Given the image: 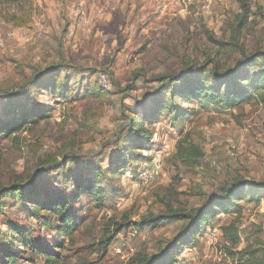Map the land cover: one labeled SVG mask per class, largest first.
Here are the masks:
<instances>
[{
	"label": "rangeland",
	"instance_id": "374dc122",
	"mask_svg": "<svg viewBox=\"0 0 264 264\" xmlns=\"http://www.w3.org/2000/svg\"><path fill=\"white\" fill-rule=\"evenodd\" d=\"M242 3L255 14L239 33ZM256 50L264 0H0V122L50 110L0 137V264H264V101L227 108L172 90L188 72L215 85L244 60L259 78ZM150 162L158 177L140 183ZM95 169L102 202L77 187ZM226 191L173 261L190 218L172 211H207ZM63 194L76 217L67 231L54 212H36Z\"/></svg>",
	"mask_w": 264,
	"mask_h": 264
},
{
	"label": "trees",
	"instance_id": "16d2710c",
	"mask_svg": "<svg viewBox=\"0 0 264 264\" xmlns=\"http://www.w3.org/2000/svg\"><path fill=\"white\" fill-rule=\"evenodd\" d=\"M242 13L238 16L240 18L239 23L237 25L238 32L241 33L243 27L246 25L249 18L255 14L253 9L249 4L242 3ZM262 10V9H260ZM237 47V39L234 42ZM254 56H264V50H256L254 54H251L250 59ZM239 69H236L235 72L229 73V77L227 79H216V84L207 83V82H196L195 79L190 75V73H186V75L182 78H172V90L173 93L179 94L181 97L189 98L190 100H194L198 98L200 101L205 102L206 104L213 105H222L225 107H236L242 103L248 102L250 99L256 97L258 100L264 101V73L259 78L256 74H251L250 70L253 66V60H244L240 61ZM237 64V65H238ZM241 68V69H240ZM246 70V71H245ZM49 70H44L41 73V76L44 74H48ZM183 79V80H182ZM198 84H196V83ZM169 105L167 102L163 101L156 106V112L166 109ZM171 109H174V106H170ZM155 112V113H156ZM50 115V110L48 108H34L29 112H21L16 111L13 117L9 120H4L0 122V137L1 136H9L14 133L20 132L25 128L27 124H35L41 120L48 118ZM148 115H145L146 117ZM137 135L145 136L143 131L139 129ZM146 137V136H145ZM147 138V137H146ZM121 169L120 166L117 167L116 172ZM103 172L100 170H93L91 177L87 179V183H83V178L80 177L78 180V189H85L89 195H91L98 202H102V199L105 197L106 189L102 185ZM104 178V177H103ZM243 181L240 179H236L233 183L234 187H240ZM16 185L13 186V190H15ZM5 192L10 187H3ZM7 188V189H6ZM12 188V187H11ZM20 192L24 190L19 187ZM222 198L216 200V202L210 205L209 210H199L196 214L186 216L183 212L172 211V214L169 215L170 220H182L186 221L189 218L188 224L183 227L181 234L178 236L179 239L175 242L172 241L171 247L175 245H181V247L174 248V260L178 262L177 253L180 252L182 246L185 248L191 246L193 241L196 238V234L201 232V225L204 219L207 217V214L214 213L217 207H221L224 203V200L230 197V192L226 191ZM2 196H0L1 198ZM39 206L36 209V212L40 215L41 211H44L46 214L54 212L58 215L60 221V227L64 230H68L70 226L75 222L76 217L71 211L72 203L70 201V195H61L55 203H39ZM36 213V214H37ZM164 221V219H152L151 223L153 226H157L159 223ZM120 228H116L114 232H120ZM223 230H227V228H223ZM113 235H109L106 239H103L102 242L104 247L107 248L110 242L113 240ZM239 240V236L235 237L234 242ZM172 251H170L171 255ZM167 254V253H166ZM169 254V253H168ZM167 254V257H169ZM49 255V253H48ZM147 259V258H146ZM48 264H57L58 260L49 258ZM143 263L140 264H157L154 260H143ZM166 264V263H164Z\"/></svg>",
	"mask_w": 264,
	"mask_h": 264
},
{
	"label": "built area",
	"instance_id": "2783aa9c",
	"mask_svg": "<svg viewBox=\"0 0 264 264\" xmlns=\"http://www.w3.org/2000/svg\"><path fill=\"white\" fill-rule=\"evenodd\" d=\"M105 81V80H104ZM107 84V83H105ZM232 154L234 153L233 150L229 151ZM158 168H159V162H150L147 163V165L141 167L138 172L136 177H138V180L140 183H151L157 179L158 175ZM217 235L216 231L212 232V235L210 236L211 238H216L215 236ZM180 264H192L191 258H188L186 256H183L181 258V263Z\"/></svg>",
	"mask_w": 264,
	"mask_h": 264
}]
</instances>
